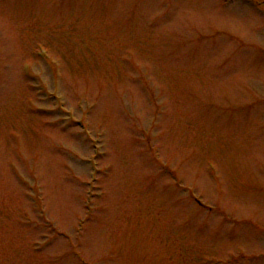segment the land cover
Instances as JSON below:
<instances>
[{"label":"rangeland","instance_id":"rangeland-1","mask_svg":"<svg viewBox=\"0 0 264 264\" xmlns=\"http://www.w3.org/2000/svg\"><path fill=\"white\" fill-rule=\"evenodd\" d=\"M0 264H264V0H0Z\"/></svg>","mask_w":264,"mask_h":264}]
</instances>
